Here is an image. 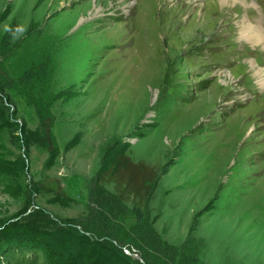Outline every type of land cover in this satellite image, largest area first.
Segmentation results:
<instances>
[{"label": "rangeland", "instance_id": "rangeland-1", "mask_svg": "<svg viewBox=\"0 0 264 264\" xmlns=\"http://www.w3.org/2000/svg\"><path fill=\"white\" fill-rule=\"evenodd\" d=\"M222 1L0 0V246L32 203L113 264H264V0ZM109 148L158 165L156 220L97 182Z\"/></svg>", "mask_w": 264, "mask_h": 264}, {"label": "trees", "instance_id": "trees-1", "mask_svg": "<svg viewBox=\"0 0 264 264\" xmlns=\"http://www.w3.org/2000/svg\"><path fill=\"white\" fill-rule=\"evenodd\" d=\"M6 19L7 17L0 14V32ZM17 29H19L17 22H13L7 29L4 35L7 43L13 42L10 40V34H14ZM35 74L37 73L34 68L29 67L22 75V79H31ZM44 76H51V73L45 70ZM45 123V120H41L37 128L25 132L27 153L35 145V134L42 131L44 135L46 134ZM45 141L46 138L43 136L42 142ZM50 150L53 157L60 154L56 142ZM103 160L104 166L97 177V182L108 188L121 203L130 207L132 217L135 219L134 225L145 226L152 219L156 220L159 213L153 203L158 198L154 196V186L159 180L158 165L135 160L125 148L117 153H113V149L109 148ZM31 205L32 203L25 205L14 220L4 225L0 264H113L107 259L98 240L86 234L74 235L63 226H56L54 224L56 222L44 208L31 210ZM120 238L118 240L122 243L123 237ZM162 240L173 245L163 237ZM197 248L200 249L198 253L205 254L207 251L200 246ZM113 255L116 256L114 258L117 264H130L129 257L124 255L122 250L118 255L115 253ZM147 264L153 263L148 260Z\"/></svg>", "mask_w": 264, "mask_h": 264}, {"label": "bare ground", "instance_id": "bare-ground-1", "mask_svg": "<svg viewBox=\"0 0 264 264\" xmlns=\"http://www.w3.org/2000/svg\"><path fill=\"white\" fill-rule=\"evenodd\" d=\"M222 3L223 4H229V1L223 0ZM247 26L249 27V32H250L247 35H249L250 39L253 40V42L260 43V41H262V38H260V37L263 36L261 29L257 26H252V24H250V23ZM244 32H245V30H244ZM249 62H250L253 69L257 68V66L254 64V61L250 60ZM255 74L257 75L259 84L264 85V70L261 68H257Z\"/></svg>", "mask_w": 264, "mask_h": 264}, {"label": "crops", "instance_id": "crops-1", "mask_svg": "<svg viewBox=\"0 0 264 264\" xmlns=\"http://www.w3.org/2000/svg\"><path fill=\"white\" fill-rule=\"evenodd\" d=\"M154 193H155V191H154Z\"/></svg>", "mask_w": 264, "mask_h": 264}]
</instances>
